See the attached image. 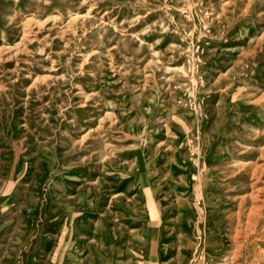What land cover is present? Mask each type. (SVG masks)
<instances>
[{
    "label": "rangeland",
    "instance_id": "rangeland-1",
    "mask_svg": "<svg viewBox=\"0 0 264 264\" xmlns=\"http://www.w3.org/2000/svg\"><path fill=\"white\" fill-rule=\"evenodd\" d=\"M0 264H264V0H0Z\"/></svg>",
    "mask_w": 264,
    "mask_h": 264
}]
</instances>
